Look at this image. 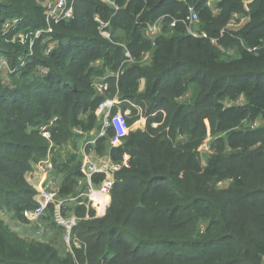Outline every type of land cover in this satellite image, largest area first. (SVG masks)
<instances>
[{"label":"trees","instance_id":"1","mask_svg":"<svg viewBox=\"0 0 264 264\" xmlns=\"http://www.w3.org/2000/svg\"><path fill=\"white\" fill-rule=\"evenodd\" d=\"M115 1L122 7L116 15L99 0H79L75 18L54 27L51 53L42 55L47 43L37 41L36 55L16 71L21 70L23 87L0 88V213L28 224L23 212L35 202L27 199L34 196L27 174L49 146L42 126L55 119L51 134L57 144L66 143L74 128L88 130L90 138L99 131L93 125L104 98L94 92L95 78L105 75L111 97L117 91L121 97L122 110L133 103L148 107V115L165 112L168 121L153 129L152 122L161 123L163 116L150 118L145 132H131L124 149L113 148V155L130 154L129 168L115 176L106 216L81 222L76 229L83 242L80 250L60 252L46 240H28L0 214V264H264V126L237 130L245 122H264V0H254L247 14L240 0H221L218 17L206 7V0H190L203 28L214 37L220 29L211 26H224L240 13L249 19L220 40L223 49L238 48L236 56L192 39L183 25L171 29L169 20L162 36L147 40L145 23L164 15L185 17L188 5L178 0ZM96 14L111 20L112 42L101 37ZM13 21L18 23L6 30ZM44 27V8L37 0H0V55L11 58L8 47L15 45L16 67L27 57L28 45L6 40ZM118 44L128 48L135 62L125 66L116 84L108 73L117 72L125 60V50ZM149 52L152 61L146 64L142 60ZM97 61L102 65L95 66ZM42 68L47 74L41 79L27 78L32 71L40 75ZM142 81L147 84L144 94L139 92ZM189 83L198 86L200 97L186 113L173 101ZM224 96L232 101L245 97L246 103L224 108L220 104ZM207 121L213 134H230L228 144H218L219 152L203 166L199 147L209 132ZM184 131L189 138L177 142ZM113 136L110 129L97 142L109 144ZM82 176L81 167L68 174L60 198L77 195ZM104 177L97 176L95 183ZM223 182H229L227 187L220 185ZM74 206L66 211L85 216V207ZM52 212L42 224L47 231L54 227L63 233Z\"/></svg>","mask_w":264,"mask_h":264},{"label":"built area","instance_id":"2","mask_svg":"<svg viewBox=\"0 0 264 264\" xmlns=\"http://www.w3.org/2000/svg\"><path fill=\"white\" fill-rule=\"evenodd\" d=\"M79 0H51L44 6L45 27L35 31L34 33L27 34L23 39V43L27 44L31 51L34 50L37 41L47 43V54L55 47L52 42V35L54 34V27L62 22L73 20L76 16V6ZM103 4L110 6L114 10V15L121 11L122 7L115 0H99ZM129 2L130 0H126ZM180 3L188 5V12L185 17L175 18L170 15H164L153 22H147L143 26V35L147 40L155 41L158 37L164 34L166 24L169 20L171 29L183 25L186 34L195 40L208 41L212 46L221 47L220 40L230 32L236 30H223L218 36H211L204 28L200 14L195 10L194 6H190V0H178ZM221 0H206V7L211 11L213 16H217L220 12L219 3ZM254 0H243L244 12H250V6ZM246 20L243 22L245 23ZM94 21L99 26V33L102 38L110 42L113 41L111 34V20H104L101 15L96 14ZM18 22H8L5 25L7 30H10ZM242 24V23H241ZM247 24V23H246ZM243 24V25H246ZM242 25V26H243ZM234 26V25H232ZM125 50V60L121 64L117 72L111 75L115 79L116 84L119 83L120 76L125 71V66L133 64L135 59L131 52L124 44H118ZM253 51V50H250ZM152 54L147 53L143 56V62L149 64L152 61ZM7 66V62L3 59L0 60V73ZM41 74H47V70L40 71ZM97 96L104 99L96 109V116L101 124L100 130L91 133L93 139L89 140L83 151L81 173L82 179L78 180V185L85 188L77 194L76 197L60 198L59 190L43 189L35 201V206L26 209L23 212V217L36 229L38 235H43L42 230L43 218L52 209V218L58 228L63 231V239L71 253L80 250L83 247V242L77 237L76 229L81 222L91 221L94 219H101L106 216L107 210L111 203V195L116 184V174L120 171L119 165H98L87 153V146H93L99 138L105 137L108 130L113 129L114 136L109 140L111 148H119L123 145L126 138L132 132L133 125L129 124L131 118V111L129 109L122 110L119 106L121 100L118 95L113 98H107L106 94L109 90V83L105 79L103 82L94 85ZM141 121H137L134 126L141 125ZM156 124L153 125L155 127ZM78 134H83L82 131H77ZM46 136L49 134L44 133ZM129 160L126 158L124 166L129 168ZM41 164H44L41 162ZM52 168V166L50 165ZM99 175H104V179L99 183H95V178ZM87 199V200H86ZM71 204L76 206H83L86 209V214L83 217L78 216L75 212L66 211L67 207ZM93 212V214H91ZM37 225V226H36ZM42 225V226H41Z\"/></svg>","mask_w":264,"mask_h":264},{"label":"rangeland","instance_id":"3","mask_svg":"<svg viewBox=\"0 0 264 264\" xmlns=\"http://www.w3.org/2000/svg\"><path fill=\"white\" fill-rule=\"evenodd\" d=\"M51 0H37L38 5L42 8H44L45 4L47 2H50ZM242 3V0H240ZM243 5V9H244V4ZM221 14V11L219 12V14L215 17H218ZM245 15L243 13H240L238 16L233 17L232 21L230 20V22H228L226 25L224 26H211V29H220L219 33L223 30H236L235 32L239 31L241 28H243L246 24L248 23V20L243 23L246 19H245ZM202 20V19H201ZM242 23V24H241ZM202 24L204 25V22L202 20ZM234 25V26H232ZM243 25V26H242ZM7 30V29H6ZM27 34H25L23 31L19 32L16 36H11L9 39L6 40L7 43H13V44H21V45H25L27 46V44L23 43V39L25 38ZM219 35V34H218ZM241 44H244V41H241ZM29 48V47H28ZM217 49H219L222 52H225L227 55H231V56H236L239 52L238 48H233L231 50H226L223 49L222 47H215ZM8 49L11 51L12 53V57L8 58V57H3L0 55V60L3 59L7 62V66L5 67V69L0 73V88L5 89V90H11L15 87H23V81L24 79H22L20 72H16L17 70H19L21 67H25V60H27L28 58H30L31 56H33L34 54L36 55V51L35 49L33 51L30 50V48L28 49V55L26 58H24L23 60L20 61L19 59V63L16 67H12L13 62V56L17 55L18 51L17 48L15 47V45L8 47ZM47 50V48H46ZM43 50L42 55L44 54V56H46L47 51ZM150 53V52H149ZM152 53V51H151ZM150 53V54H151ZM41 58L45 60L44 57ZM95 66L99 67L102 65V62L100 63L99 61H97L95 64ZM43 68L40 70L42 71ZM39 71V72H40ZM45 75V74H44ZM43 74L40 73L39 74H34V72L32 71V73L27 75V78H30L32 80H38L41 79L42 76H44ZM108 75H112L110 73H108ZM192 78L191 75H189L190 79ZM105 80V75L103 74V77H97L94 79L93 81V88H94V92L96 93L95 84L101 83ZM146 82L142 81L140 88H139V92L141 94H144L146 92ZM110 89V86H109ZM118 95V91L117 93H115V96ZM114 96V97H115ZM107 98H113V96L111 97V93L110 90L107 91L106 94ZM200 97V90L198 88V86L195 83H189L188 84V88L187 90L181 94L178 98H176L173 102L175 104H177L176 108H179L180 106H184V111L186 113L190 112L191 110H193L196 102L198 101ZM119 100H121L119 97ZM144 103L148 102L143 100ZM246 103V99L245 97H240V98H236L234 101H232L229 96H224L221 101L220 104L222 107L227 108L228 106H242ZM129 104V110L131 111V122L133 125V129L132 132H145L148 128V124H149V120L150 118H156L161 114L163 116L161 123L154 121L151 124V127L153 129H158L161 126L165 125L168 121V117L166 115V113L164 112H159V113H155L152 115H148V107H136L134 106L133 103H128ZM97 117V116H96ZM137 121H141V125H136L134 126V124ZM54 122L55 119H51V121H49V124H47L46 126H42L41 130V135L42 137L48 141L49 146H48V150L46 153V156L39 160V162H34L31 165V170L29 171V173L27 174V182L29 184V188L31 189V191L33 192L34 196L33 197H27V199H29L32 202H35L39 196V193L43 190V189H50V190H59L62 187V183L64 178L70 174L71 172L73 173V171L80 169L81 165H82V156H83V151L85 150V146L87 145L86 143L89 140H92L93 137H89L88 134V130H85L83 128H74L73 129V135L72 137L64 144H57L53 139H52V134H51V129L54 127ZM191 122V120L187 121V125H189ZM208 127H209V132H207L206 138L201 142V146L199 148H201L202 150V154H201V160H202V164L203 166H206L208 159L214 155L217 154L219 151V145L218 144H228V137L230 132H224V133H214L212 132V127H211V123L210 121L206 122ZM87 125L89 123H86ZM156 124L155 127H153V125ZM264 126V122L262 120H257L256 122H245L242 126H240L237 130H254V129H258ZM94 129L100 130L101 128V124L98 120V122H95V124L93 125ZM211 128V130H210ZM77 131H82L83 134H78ZM95 131V130H94ZM48 133L49 136H46V134L44 133ZM189 132L188 131H184V133L179 134L177 137V142L182 141V142H186L187 138H189ZM107 136V135H106ZM223 140V142L221 141ZM128 141V140H127ZM125 141L123 143V145L120 148L125 147V144H127L128 142ZM97 142V141H96ZM97 142L96 144H94L93 146H87V153L88 155L94 160V162H96L98 165L103 166L104 163H106V165H119L121 166V169L126 168L124 166V162L126 160V158L130 159V154L129 153H124V154H112L111 151L114 150L113 148H111L108 144V140L105 141L104 143H100ZM214 144V146H212ZM103 146V148L99 151L98 146ZM226 152H228V148H226ZM117 160H114V159ZM41 162H43L44 164H41ZM50 165L52 166V168L50 167ZM119 171V172H120ZM118 172V173H119ZM82 179V177H81ZM229 182H223L222 184H220L222 187H227ZM78 193H80L85 187L84 186H80L78 185ZM77 194V193H76ZM77 195L73 194L71 197H76ZM112 196V195H111ZM87 200V199H86ZM112 200V198H111ZM111 204V203H110ZM71 207H75L74 204L70 205ZM110 207V206H109ZM0 212L1 209H0ZM3 217V219L6 221V223H8L11 226V229L14 230L15 232H18L20 234L23 235L27 234L25 237L28 238V240H46L49 243H52L55 248L60 251L63 252L65 251L66 253L70 252V250L68 249V246L66 245V243L64 242L63 239V233L60 231H58L56 228H51L49 227V230H46V226L43 225L42 230L44 231L43 235H38V233H36V229L32 227V225L29 224H21L20 222L18 223L16 220H12L11 221V215L10 216H5L2 213H0ZM49 215V214H47ZM46 215V216H47ZM13 216V215H12ZM37 226V225H36ZM42 226V225H41ZM45 234V236H44ZM77 235V234H76ZM78 237V235H77ZM80 239V238H79Z\"/></svg>","mask_w":264,"mask_h":264},{"label":"crops","instance_id":"4","mask_svg":"<svg viewBox=\"0 0 264 264\" xmlns=\"http://www.w3.org/2000/svg\"><path fill=\"white\" fill-rule=\"evenodd\" d=\"M243 1V0H242Z\"/></svg>","mask_w":264,"mask_h":264}]
</instances>
